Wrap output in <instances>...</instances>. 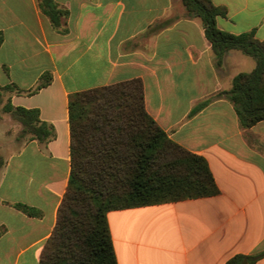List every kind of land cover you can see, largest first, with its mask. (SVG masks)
Here are the masks:
<instances>
[{"label": "crops", "instance_id": "1", "mask_svg": "<svg viewBox=\"0 0 264 264\" xmlns=\"http://www.w3.org/2000/svg\"><path fill=\"white\" fill-rule=\"evenodd\" d=\"M211 1L228 9L220 30L264 40V0ZM53 8L65 13L57 26ZM256 66L239 50L219 66L182 0H0V87L51 132L29 137L0 170V264H40L56 226L71 173L70 95L135 79L148 114L206 159L220 192L109 212L118 264H264V121L243 128L216 97Z\"/></svg>", "mask_w": 264, "mask_h": 264}, {"label": "trees", "instance_id": "2", "mask_svg": "<svg viewBox=\"0 0 264 264\" xmlns=\"http://www.w3.org/2000/svg\"><path fill=\"white\" fill-rule=\"evenodd\" d=\"M182 2L189 17L202 20L219 66L229 50L242 51L256 61L252 72L238 74L232 88L216 97H225L234 105L243 128L263 122L264 40L257 39L253 31L236 35L220 30L217 18L227 17L228 9L211 0ZM48 13L56 26L65 14L55 8ZM44 81L35 91L46 85ZM6 111L32 138L44 141L51 135L39 110L9 104ZM69 124V183L40 264H118L109 212L220 192L206 159L170 139L148 114L141 80L71 94ZM15 207L30 217L41 215L24 204ZM250 259L253 263L256 257Z\"/></svg>", "mask_w": 264, "mask_h": 264}, {"label": "rangeland", "instance_id": "3", "mask_svg": "<svg viewBox=\"0 0 264 264\" xmlns=\"http://www.w3.org/2000/svg\"><path fill=\"white\" fill-rule=\"evenodd\" d=\"M10 91L0 87V170L11 155L16 154L24 142L31 137L24 132L22 123L6 111L10 101Z\"/></svg>", "mask_w": 264, "mask_h": 264}]
</instances>
